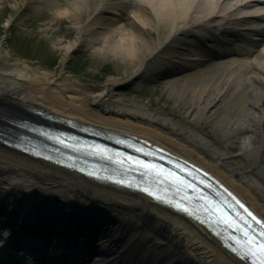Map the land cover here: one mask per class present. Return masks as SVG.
<instances>
[{
    "label": "bare ground",
    "instance_id": "bare-ground-1",
    "mask_svg": "<svg viewBox=\"0 0 264 264\" xmlns=\"http://www.w3.org/2000/svg\"><path fill=\"white\" fill-rule=\"evenodd\" d=\"M87 1L48 0L46 4L58 14L77 17ZM99 1L88 23L76 18L77 36L63 44L61 62L75 46L90 45L129 58L136 67L132 76L144 80L172 70L164 80L169 96L181 100L185 111L193 110L197 118L212 120L234 142V153L159 111L123 104L113 92L119 82L115 77L108 79L103 90L89 91L78 81H52L50 70L33 69L28 63L21 69H8L1 64V48L0 119L34 118L32 111L39 108L58 118H74L79 124L143 134L213 171L264 217V162L249 174L237 161L239 155L249 161L264 153V0ZM236 27L239 58L206 59L200 50H193L192 39L185 38L186 31L207 29L203 36L211 46L219 30ZM159 28L164 35L156 38L153 34ZM77 197L90 198V207L94 205L98 212L105 209L120 220V231L117 222L110 220L113 225L106 227L105 236L110 242H121L123 249L128 246L129 262L134 264H250L223 247L207 228L143 192L98 181L0 142V204L8 198V210L25 202L51 207L55 199L73 204ZM94 264H105V260Z\"/></svg>",
    "mask_w": 264,
    "mask_h": 264
},
{
    "label": "rangeland",
    "instance_id": "rangeland-1",
    "mask_svg": "<svg viewBox=\"0 0 264 264\" xmlns=\"http://www.w3.org/2000/svg\"><path fill=\"white\" fill-rule=\"evenodd\" d=\"M96 2L99 5L101 1L88 0L87 7L77 14L81 24L88 23L91 14L94 15ZM33 5L34 0H0L1 64L6 68L17 70L28 63L33 69L50 70L49 77L52 81H78L83 88L93 92L106 88L108 79L115 77L119 82L114 85L113 92L117 98H121L123 104L133 107L143 105L149 110L159 111L164 116L180 121L184 126H192L205 133L218 147L234 153V142L223 136L219 128L212 124V120L197 118L193 110L185 111L181 100L169 96V87H165L164 80L141 84L136 82L139 79L127 80L136 68L129 58L107 54L91 46L83 49L77 46V51L69 53L63 66V44L77 36V17L58 14L54 6L47 4L29 13ZM10 18L12 26L7 27ZM12 30H15L12 43L19 53L8 45L10 37L4 41L2 39L6 34L11 36ZM163 31L159 28V32H154L153 35L158 38L164 35ZM237 161L242 170L251 174L257 170L261 161L264 162V153L258 159L252 158L249 161H244L239 155Z\"/></svg>",
    "mask_w": 264,
    "mask_h": 264
},
{
    "label": "snow or ice",
    "instance_id": "snow-or-ice-1",
    "mask_svg": "<svg viewBox=\"0 0 264 264\" xmlns=\"http://www.w3.org/2000/svg\"><path fill=\"white\" fill-rule=\"evenodd\" d=\"M260 247H261V248H264V244H261Z\"/></svg>",
    "mask_w": 264,
    "mask_h": 264
}]
</instances>
